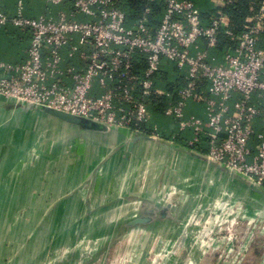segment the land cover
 <instances>
[{
	"label": "built area",
	"instance_id": "1",
	"mask_svg": "<svg viewBox=\"0 0 264 264\" xmlns=\"http://www.w3.org/2000/svg\"><path fill=\"white\" fill-rule=\"evenodd\" d=\"M236 1L219 0L217 14L206 26L193 1L165 0L160 25L153 29L149 9L136 25L127 26L117 0H73L72 11L61 12L57 20L27 18L21 6L17 16L9 17L0 0V25L13 24L31 35L26 62H0V102L6 107L37 105L66 112L124 131L130 140L150 127L147 138L163 142L151 106L172 97L156 82L166 60L186 71L177 99L170 100L164 112L179 123L181 132L193 131L188 147L194 149L206 140V159L219 166L228 181L239 178L264 191V0L239 35L223 13ZM222 33L235 43L217 61L203 44L217 48ZM137 54L145 58L142 73L135 69ZM75 57L80 66L70 61ZM191 101L204 105V119L187 116ZM221 194L222 199L198 203L189 212L181 229L187 232L185 245L180 244L181 230H173L169 239L160 236L153 264H198L188 245L192 229L201 230L195 244H203L207 255L231 264L247 263L259 234L257 226L252 227L254 221L243 224L242 219L263 214L264 207L254 208L259 200L247 202L227 186ZM186 196L181 189L166 191L163 204L176 209ZM232 215L227 236L223 219ZM134 232L138 231L129 234ZM258 256L264 264V247Z\"/></svg>",
	"mask_w": 264,
	"mask_h": 264
},
{
	"label": "crops",
	"instance_id": "2",
	"mask_svg": "<svg viewBox=\"0 0 264 264\" xmlns=\"http://www.w3.org/2000/svg\"><path fill=\"white\" fill-rule=\"evenodd\" d=\"M198 3L207 4V11H215L219 6V0H198L195 4ZM20 6L22 14L27 18L40 19L46 17L57 20L61 12L69 13L72 11L73 0H61L59 3L50 0H2L1 3L2 11L9 17L17 16ZM197 6L202 10V7ZM211 18H208V22ZM80 19L84 20V17H80ZM30 43L29 31H22L13 24L0 25V62L10 64L26 62ZM203 48L215 56L217 61L222 60L224 52L217 51L216 48H209L205 42ZM70 61L75 66H80L76 57ZM164 74H167L169 81L167 80L163 84L159 79ZM185 74L184 69L164 60L157 76V86L162 91L169 92L167 85H174L183 79ZM96 89L97 93L101 92L99 86H96ZM174 94L177 95V92ZM186 114L204 119L205 107L202 103L191 101L186 108ZM31 116L48 121L54 128L61 129L62 132L65 131V134L73 135L76 140L84 141L87 147L89 146L92 151H95L92 154L100 157L98 160L89 158L82 164L76 162V170L72 173H64V171L58 170L57 175L54 178H47L46 183L42 184L39 189L37 186H32L30 176L25 175L23 177L25 182L28 181L24 182V185H14L18 180L15 173H11V177L8 173H0V198L3 195L10 202L11 196H13L15 200H12L11 205L14 207L21 206L23 210L31 213L37 211L45 214L76 213V224L71 228L73 233L76 227L79 228L78 230L84 226H94V229L104 225L105 229L118 227L123 221L136 216L143 201L165 205L163 204L164 192L177 189L183 190L187 195L181 198L183 202L181 201L182 203L173 210L174 214L183 220H186L187 215L196 204L213 202L226 186L247 202L251 199L259 200V204H252L254 208L264 207V198L249 188V182L239 178L228 181L225 174L219 169L209 167L201 158L193 156L192 153L202 157L206 156L201 153L208 152L206 140L200 145L201 152L189 148L188 142L193 138V131L181 132L179 123L174 118L166 116L165 112L162 116L153 119V124L159 128L163 142L143 139L135 144L132 152H128L126 144L130 138L124 131L111 132L106 135L96 134L59 124L38 113L22 114L12 111L0 102V140H4V142L13 140L16 137L14 129H16L17 123L15 124V122L20 118L27 120ZM165 135L169 139L163 138ZM21 144L22 142H19V146H10L5 142L4 148L8 151L6 155H1L0 151V172L2 166H12L9 161V152L17 150ZM55 145L56 148L60 146L58 152L61 156L65 148L59 144ZM59 155H56L58 156L56 160L60 158ZM47 159L41 156L39 162L31 161L37 166L32 168L33 177L34 174L40 175L48 169L45 167L48 166ZM15 160L13 159L12 163ZM7 170L9 171V169ZM66 174L69 175L66 176ZM7 181H9V185ZM3 182L6 183L3 184ZM47 203L48 205H46ZM1 204L2 198L0 199ZM113 213L122 214L113 220L111 219ZM124 214L129 215L125 217ZM99 216L105 217L101 219ZM49 217L39 222L38 226L36 225L37 229L51 228L53 225L46 224ZM60 225L61 223L56 226ZM162 226L170 228V231L168 229L169 235L176 233L173 231L175 230L174 226L168 221H160L149 228L137 230V233L142 230L143 234L148 235L152 228L158 227L160 229ZM56 228L59 229V232L53 239L60 243L62 237H65V227ZM190 238L192 237L190 236ZM72 239L75 238L72 237ZM81 258L83 257L76 255V264H81L78 263ZM17 260L18 258L14 257L13 263Z\"/></svg>",
	"mask_w": 264,
	"mask_h": 264
},
{
	"label": "rangeland",
	"instance_id": "3",
	"mask_svg": "<svg viewBox=\"0 0 264 264\" xmlns=\"http://www.w3.org/2000/svg\"><path fill=\"white\" fill-rule=\"evenodd\" d=\"M15 124L17 125L16 129H14V131H16V137L11 141L8 140L5 142L10 146H17L19 142H22V144L17 150H11L9 152V161L12 166H2L0 172L8 173L10 177L12 176L11 173H15L18 180L14 185H24L25 180L23 177L26 175L31 177L32 186H37V189H39L42 184L46 183L47 178H54L58 170L64 171V173H72L76 170V162L82 164L89 158L98 160L100 157L97 155L100 151L96 154L97 156H95V154H92L95 151H92L89 146L87 147L84 141L76 140L73 135L65 134V131L62 132L61 129L54 128L48 121L36 116L28 117L27 120L20 118ZM65 136L67 137L64 138ZM5 142L4 140H0L1 155H6L8 151L4 148ZM55 144H59L65 148L61 156L58 152L60 146L56 148ZM22 152L24 153L21 154ZM57 154L60 156V158H58L60 159L59 161L58 159L56 160V157H58L56 156ZM41 156L46 157V159L48 158V166H45L48 169L40 175L38 174L36 176L34 174L33 177L32 168H36L37 166L31 163L32 157L35 162H39ZM13 159H16L14 163H12ZM7 169H9V171ZM68 175L69 174H66V176ZM5 183L6 182H3V184ZM7 184H10L9 181H7ZM221 193L222 191L216 199H222L223 194ZM1 198L0 264H62L63 260H65L64 256H70L68 261H72L71 264H76V255L83 257L81 260H78V263L80 262L81 264H104V259H106V264H153L152 260L155 254L158 253L157 249L160 236L168 237L169 239V236L173 234L171 233V235H169L168 233L170 232H168V229L170 231V228L162 226V228H160L161 230L158 227L152 228L151 231L149 230L148 235L146 233L143 234L141 230L139 233L134 232L119 236L120 225L112 229H105V225L103 227L97 226L95 229L93 228L94 226H84L80 230L76 227L73 233L71 228L76 224V213L62 212L60 214H45L39 211L31 213L23 210L21 206L14 207V205H11L12 200H15L13 196H11L10 202H8L3 195H1ZM48 203L46 205H48ZM234 211L236 210L234 209ZM121 214L122 213H113L111 219L115 220L117 219L116 217ZM128 215L129 214H126L125 217ZM48 216L50 217L48 221H46V224L53 226L46 230L37 229L38 223ZM104 217L105 216L101 217V219ZM234 218L235 215L229 218L224 216V229L227 236L229 234L230 222ZM242 220L244 222L243 224H247L249 220L254 221L252 227L257 226V233L259 234V236L256 234V236H258L256 239V246L252 248L250 253L251 257L246 264H261L260 256L255 255V252L259 251L263 253L264 233L260 231L264 227V213H258L252 218L250 215H245ZM60 223V226H56ZM61 226L65 227V237L63 236L62 241L58 243L54 241L55 239L53 238L59 232V229L56 227L60 228ZM190 232H192V239L189 241L188 245L189 248H193L195 253L194 258L198 264H231V261H226V259L218 261V257L215 256V254H211L212 256L207 255L205 253L207 249L203 244H195V239L203 235H201L202 232L200 229H192ZM72 237L75 239L73 240ZM166 239L167 238H165L164 241H166ZM47 240L48 242H46ZM199 240L201 239L199 238L197 241ZM50 242H52V245H50ZM109 243L111 247L106 252L109 254L108 258H106L108 254L106 255V253H103L100 255V251ZM229 246L230 245L226 246V250ZM185 251H183L181 255H184ZM94 255L97 256V259L89 260L90 257ZM14 257L18 258L15 263H13ZM116 257L122 260L120 262H115L114 260ZM160 262H163V259H161Z\"/></svg>",
	"mask_w": 264,
	"mask_h": 264
},
{
	"label": "trees",
	"instance_id": "4",
	"mask_svg": "<svg viewBox=\"0 0 264 264\" xmlns=\"http://www.w3.org/2000/svg\"><path fill=\"white\" fill-rule=\"evenodd\" d=\"M193 2L198 0H191ZM195 2V3H197ZM263 0H237L235 3L225 7L223 9V13L229 17L231 21V27L234 30L236 34H240L243 32L246 20L255 15L261 5ZM200 7H202L200 10L202 14V19L204 24L207 26L210 24L208 22V18L213 17L217 14V10L215 11H207V4L198 3ZM117 6L121 8L124 13L126 14V23L127 26L131 27L138 23V21L141 20V18L144 16L146 11L149 9V26L153 29L157 28L160 25L162 14H164L165 10V0H117ZM198 7V6H197ZM204 9V10H203ZM203 11V12H202ZM235 42L228 38L225 34H221L220 41L217 46V51L224 52L228 47L232 46ZM144 57L141 54L136 55L135 63H136V71L138 73H142L145 68V61ZM159 74V73H158ZM158 76V75H157ZM163 84L165 81L168 80L167 74H164L159 79ZM163 80V81H162ZM169 81V80H168ZM157 82V78H156ZM179 82V83H178ZM174 85H167V89L170 90L169 92L172 94L171 99L167 97H162L158 100L153 101V104L151 106V110L153 113V119L154 117H159L164 114L165 108L168 106V103L170 100H176L178 97V90L183 84V79L179 80ZM177 92V95L174 94ZM154 123V122H153ZM145 133H143L144 137L150 136V127H146ZM163 138L169 139L168 137L163 136ZM195 150L202 151L201 146L194 148ZM203 154H207L206 152H201ZM260 252H255V255H259Z\"/></svg>",
	"mask_w": 264,
	"mask_h": 264
},
{
	"label": "water",
	"instance_id": "5",
	"mask_svg": "<svg viewBox=\"0 0 264 264\" xmlns=\"http://www.w3.org/2000/svg\"><path fill=\"white\" fill-rule=\"evenodd\" d=\"M10 110L20 112L22 114H27V113H38L43 116L48 117L49 119L59 123L63 124L65 126L69 127H74V128H79L84 131L88 132H93L96 134H102L106 135L111 132H115L112 129H110L108 126L104 124H100L98 122L74 116L72 114L62 112L59 110H55L52 108L48 107H43V106H37V105H10L8 106ZM143 139H149L154 142H159L155 141L151 138L143 137V136H137L133 139H131L127 144V150L128 152H132L133 147L135 146L136 143ZM193 156L201 158L209 167L217 168L220 169L219 166L210 163L206 157H202L199 155H196L195 153H192ZM249 188L259 196H262L264 198V191H262L260 188L256 187L253 184H249ZM180 205V203H179ZM175 208L171 204L167 205H156L151 202H142V205L140 207L139 212L136 214L135 217L127 219L123 221V223L120 224L119 228V236H122L124 234H127L131 231L135 230H140V229H146L151 227L152 225L160 222V221H168L171 222L172 225L174 226L175 229L181 230L182 229V224H183V219L180 218L179 216H176L173 212ZM187 242V232L185 230L181 231V238H180V244L183 246ZM105 248H102L100 251V255L103 253H106L107 250L111 247L110 243L106 244L104 246ZM92 255V254H89ZM99 255V256H100ZM187 255V251L184 253L183 257L185 258ZM70 257L65 258L63 260L62 264H70L72 261H68ZM89 259V258H88ZM96 260L97 256H91L89 260ZM87 261V260H86Z\"/></svg>",
	"mask_w": 264,
	"mask_h": 264
},
{
	"label": "bare ground",
	"instance_id": "6",
	"mask_svg": "<svg viewBox=\"0 0 264 264\" xmlns=\"http://www.w3.org/2000/svg\"><path fill=\"white\" fill-rule=\"evenodd\" d=\"M182 231V230H181Z\"/></svg>",
	"mask_w": 264,
	"mask_h": 264
}]
</instances>
